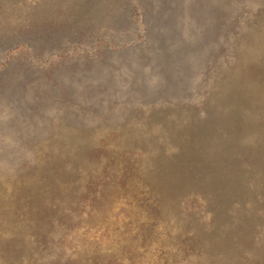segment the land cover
I'll return each mask as SVG.
<instances>
[{"label": "rangeland", "instance_id": "rangeland-1", "mask_svg": "<svg viewBox=\"0 0 264 264\" xmlns=\"http://www.w3.org/2000/svg\"><path fill=\"white\" fill-rule=\"evenodd\" d=\"M0 264H264V0H0Z\"/></svg>", "mask_w": 264, "mask_h": 264}, {"label": "trees", "instance_id": "trees-1", "mask_svg": "<svg viewBox=\"0 0 264 264\" xmlns=\"http://www.w3.org/2000/svg\"><path fill=\"white\" fill-rule=\"evenodd\" d=\"M185 52H186V51H185ZM186 54H187V53H186ZM172 57H174V56H172ZM171 60H172L173 62H175L174 60H176V59H174V60H173V59H171ZM178 60H180V59H178Z\"/></svg>", "mask_w": 264, "mask_h": 264}]
</instances>
